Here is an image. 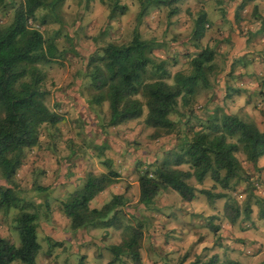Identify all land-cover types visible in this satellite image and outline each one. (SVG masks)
I'll list each match as a JSON object with an SVG mask.
<instances>
[{"label": "rangeland", "instance_id": "374dc122", "mask_svg": "<svg viewBox=\"0 0 264 264\" xmlns=\"http://www.w3.org/2000/svg\"><path fill=\"white\" fill-rule=\"evenodd\" d=\"M119 1L126 4L128 10L123 15L109 19L111 0H64L57 21L49 18L48 23L37 25L43 35L54 38L62 50L57 60L42 64L41 67L45 72L43 85L50 90L46 104L64 117V121L58 125L43 129L39 145L26 151L15 178L20 195L37 205V233L41 244L39 259L42 261L50 253L48 250L53 252V264H107L112 259L109 246L121 241L122 230L107 228L108 234L112 232L110 238L107 236L100 240L102 228L89 229L83 235L72 234L70 226L58 228L53 223H56L54 213L59 220L63 214H58L60 202L54 198L65 196L77 184L82 185L89 171L99 173L100 169L107 170L99 161L110 160L115 164L116 158H119L116 163L121 167L120 159L123 158L126 165L130 163L125 171L126 181L132 182L127 189L125 184L121 187L130 197L128 208H124L126 215L123 221L135 222L140 219L145 222L141 251L144 257H152L148 258L146 264H181L186 253L194 254L190 256L192 261L196 256L207 258L213 251L221 260L264 264L262 202H255L251 198L249 218L241 214L231 224L224 217L225 198L216 199L212 204L204 194L199 193L197 199L187 202L177 191L167 189L156 198L157 209L144 208L139 207L138 190L134 184L139 163L145 168L154 158L161 159L164 150L175 143L177 136H190L205 124L215 108L222 106L225 112L252 120L264 130V0L259 1L256 8L253 0H181L178 14L168 19L166 8H150L148 16L138 24L142 37L157 40L156 56L166 59L171 75L176 71L189 73L188 59L196 52L192 45L191 30L198 14L205 12L208 23L199 44L201 48L215 50L213 72L208 76L210 84L217 90H223L224 77L225 83L231 87L228 94L232 99L226 98L228 101L224 100V106L217 92L210 96L212 90L200 89L191 108L179 119L178 130L164 137L162 143L150 137L153 129L144 123L145 111L142 117L126 123L124 132H121L113 127L101 128L102 123L108 120L106 102L102 105L89 104L95 94V90L88 85V77H85L89 57L101 52L108 42H129L137 26L138 3L134 0ZM242 3L243 6L239 7ZM12 10L9 4L0 9L1 25L10 21ZM235 14L238 16L235 17ZM148 17L150 21L146 20ZM240 67L247 73H241ZM179 110L181 112L182 108ZM171 117L176 120L179 116L173 114ZM238 157L243 166L241 177L234 179L228 189L219 186L212 188L214 183L209 177L199 186L213 189L214 192H225L243 208L253 191L251 184L257 185L255 196L264 198V157L258 161L257 169L245 161L243 155L238 154ZM38 185L46 189L37 191L35 187ZM46 201L48 206H44ZM188 205L191 206L189 209ZM16 213V208L8 212L0 210V236L18 246L20 238L14 222ZM171 214L177 215L173 218L175 221L171 220ZM160 215L170 220L167 225L158 217ZM212 216L214 219H211ZM209 220L213 225L220 226L218 235L207 226ZM52 223L54 228H50ZM164 229L166 231L163 232ZM69 234H72L74 243L67 239H63L61 245L54 243L57 241H54L53 235L67 237ZM85 235L91 239L83 240ZM155 236L166 242L160 245L152 242L149 246ZM78 240L79 243L76 242ZM198 243H207L210 247L205 246L198 252L201 247ZM88 245L92 246L88 248ZM194 245L198 246L197 253H194ZM88 249H92L95 256L90 257ZM247 250L249 252L246 253ZM142 262L145 264V261Z\"/></svg>", "mask_w": 264, "mask_h": 264}, {"label": "trees", "instance_id": "16d2710c", "mask_svg": "<svg viewBox=\"0 0 264 264\" xmlns=\"http://www.w3.org/2000/svg\"><path fill=\"white\" fill-rule=\"evenodd\" d=\"M134 1L138 3L139 10L131 40L127 43L108 42L101 48V52L88 59L85 77H88V85L95 90L89 104L107 103L108 120L102 123L101 128L138 119L145 111L144 123L153 129L150 137L159 139L178 130L179 119L191 108L199 90L210 87L208 76L213 72L215 50L210 47L201 48L199 44L208 23L207 14L202 11L194 20L191 30L192 45L196 52L188 59L189 73L176 71L171 75L166 59H158L156 56L157 40L142 37L138 24L143 22L150 8H166L168 19L178 14L181 0ZM63 2L0 0V9L8 4L13 7L10 21L0 24V210L8 212L12 208L17 209L14 222L20 238V244L16 246L0 236V264L17 261L36 264L41 249L37 233V205L20 195L15 178L26 151L39 145L43 129L64 121L62 114L46 104L50 90L43 85L45 72L41 67L42 64L57 60L62 50L54 38H46L38 28L48 23L49 18L55 21L59 19L58 12ZM127 10L126 4L111 0L108 17L112 19L116 15H123ZM146 20L150 21V18ZM221 108H215L205 124L190 136H177L174 139L176 142L164 150L161 159L151 160L145 168L139 163L138 203L144 208L157 209L156 198L167 189L177 191L187 202L199 193L204 194L212 204L216 199L225 198L224 217L231 224L241 214L249 218L251 198L264 205V198L254 194L256 184H251L253 191L243 208L225 192H214L213 189L196 185H201L209 177L214 183L212 188L219 186L228 189L234 179L241 177L243 166L238 154L243 155V159L256 169L258 161L264 157V130L254 121L227 113ZM173 114L179 117L175 120L171 117ZM104 163L107 171H89L80 187L67 192L65 196L56 197L60 209L69 219L72 230L102 228L100 240L108 236L111 227L122 230L121 241L109 246L113 257L107 264H143L140 250L145 222L140 219L135 222L123 221L126 215L124 208H128L130 197L124 192L113 194L100 208L90 207L96 195L122 180V175L114 168L112 161L105 160ZM183 165L188 167L183 168ZM191 179L196 184L190 182ZM126 183L123 184L127 189L130 184ZM35 189L43 191L46 187L38 185ZM44 206H48L47 201ZM261 215H264V207L261 208ZM147 217L144 219L150 218ZM207 226L218 235L219 225H213L209 220ZM54 243L62 244L58 241ZM188 264L241 262L221 260L217 253H212L207 258L196 256Z\"/></svg>", "mask_w": 264, "mask_h": 264}, {"label": "crops", "instance_id": "0c3cea01", "mask_svg": "<svg viewBox=\"0 0 264 264\" xmlns=\"http://www.w3.org/2000/svg\"><path fill=\"white\" fill-rule=\"evenodd\" d=\"M262 2L263 0H253L252 1V3H254L255 5L258 3V2ZM259 23V22H258ZM231 67H232V65H231ZM241 73H244V74H246L247 72L245 71V69H241V67H240V70H239ZM230 75H232V74H230ZM229 76H227V78H228ZM223 79H224V82H223V84L222 85H224V89L223 90H217V89H215V88H213L211 85H210V87L209 88H207V89H209V90H212L211 92H210V96L214 93H216L217 92V94L219 95V98L221 99L220 101H221V103L223 104V106L225 105L224 103H225V101H228V99H226V98H229V99H232L231 98V96L228 94V91H229V89H231V87L228 85V83L226 84L225 83V78L223 77ZM82 83V82H81ZM219 86H221V85H219ZM237 90H238V88H236ZM240 89V88H239ZM225 100V101H224ZM219 101V100H218ZM130 121V120H129ZM129 121H126V122H124V123H121V124H119V125H117V126H114L113 128H116L118 131H121V132H124V129H125V124L126 123H128ZM158 140H160L161 142L160 143H162V141L164 142L165 140H164V138L162 137V138H159ZM175 141V140H174ZM176 142V141H175ZM123 146H121V149H123L122 148ZM117 159H119V158H116V162H118L117 161ZM154 159H156V158H154ZM120 160H122V162L120 163L122 166L121 167H118L117 166V163L115 162V164H114V168H116L117 169V171L122 175V180H121V182H119V183H117L116 185H114V186H110V187H108L107 189H105V190H103V191H101L98 195H96L94 198H93V200L90 202V207H92V208H100V206L102 205V204H104L105 202H107L110 198H111V196L113 195V194H120V193H123L124 191L122 190V188L121 187H123V183L126 181V173H125V171H127V166H129L130 165V163H128L127 165H126V161H125V159H120ZM105 161V160H104ZM99 164H104L105 166H106V164L104 163V162H100L99 161ZM107 168V167H106ZM126 169V170H125ZM100 171L101 172H104V171H107L106 169H100ZM130 174H131V172H130ZM129 183H132V182H129ZM134 184H136V186H137V181L136 182H134ZM81 186V184H77L76 186H74L71 190H69V191H72V190H74V189H76L77 187H80ZM198 187H200L199 185H197ZM117 188L119 189V190H117ZM137 188H138V186H137ZM68 191V192H69ZM138 193V192H137ZM198 196V195H197ZM198 197H196V199H197ZM54 199H56L57 200V198H54ZM61 199V198H60ZM195 199V198H194ZM138 200V199H137ZM59 201V200H58ZM142 206V204H140V206L139 207H141ZM188 207V209L191 207L190 205H188L187 206ZM48 212H49V210H48ZM173 212H177V210H174ZM182 213V212H181ZM49 214L50 213H48V216H49ZM58 214L59 215H62L63 213H62V211H61V209H60V206H59V209H58ZM175 216H177L176 214H175ZM175 216H173V214H171V220L174 218L175 219ZM158 217H161V219H162V222L164 223V224H166L167 222H169L170 220H168V218H166V217H164V216H158ZM61 218L62 219H64L63 221H61ZM61 218H60V220L55 216V213H54V219H56V223L55 222H53L56 226H58V228H61V227H66V228H68L69 226H70V223H69V219L66 217V216H61ZM145 218V217H144ZM173 219V221H175ZM61 221V222H60ZM50 224V228H54V224ZM60 223H62V224H60ZM167 225V224H166ZM161 227H163V226H161ZM48 229V228H47ZM69 229L73 232L72 234H75L76 233V235H81V233H82V235L83 234H85L86 233V231H88V230H82V229H85V228H80V229H77V230H72L70 227H69ZM90 229H92V228H90ZM115 229V228H114ZM94 230V229H93ZM118 230H120V229H115L114 231H118ZM70 231V232H71ZM109 231V230H108ZM163 232L164 231H166V229H164V230H162ZM173 231V230H172ZM172 231L170 232V233H172ZM169 232V231H168ZM89 233H92L91 231H89ZM94 233V232H93ZM112 233V232H111ZM111 233H109L108 234V237L107 238H110V235H111ZM72 234H69L67 237L66 236H59V237H56L55 235H53L52 237L54 238V239H56V240H54V241H58V242H61L63 239H67L66 241H68L69 240V242H71V243H74L75 242V240L72 238ZM91 235V234H90ZM86 237H84V239L83 240H88V239H91V237L90 236H87V235H85ZM156 236H157V234H156ZM155 236V238L154 239H152V240H150L151 242H150V244H149V246L151 245V243L153 242V243H155V245H160L162 242H166L165 240L163 241V240H161L160 238H157ZM77 243H79L80 241L78 240V241H76ZM194 242H196V241H194ZM113 243H117V242H113ZM198 245H200L201 247L199 248V250H198V252H200L201 251V249L203 248V247H205V246H207V245H209V244H207V243H198ZM92 245H88V248H90ZM195 246V252L194 253H197V247L198 246H196V245H194ZM89 250V256L90 257H93V256H95V253L92 251V249H88ZM50 253H48V254H46L45 255V257H44V259L41 261L40 259H39V257H40V254H38V258L36 257V264H53L52 263V260H53V252L51 251V250H48ZM140 252H141V257H142V261H145V264H146V261H148V258L149 257H151V255L149 256V255H146L145 257L143 256V254H142V251L140 250ZM213 253H215V251H213ZM192 255H194V254H188V253H186L183 257V259H182V263L181 264H188L190 261H191V259H190V256H192ZM152 258V257H151ZM12 264H22V263H20V262H14V263H12ZM114 264H117V263H114ZM159 264H163V263H161V262H159Z\"/></svg>", "mask_w": 264, "mask_h": 264}]
</instances>
